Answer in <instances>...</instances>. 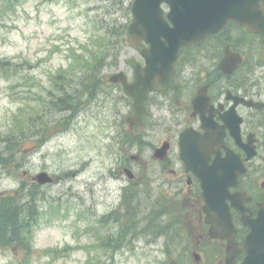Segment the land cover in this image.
Returning <instances> with one entry per match:
<instances>
[{
	"label": "rangeland",
	"instance_id": "374dc122",
	"mask_svg": "<svg viewBox=\"0 0 264 264\" xmlns=\"http://www.w3.org/2000/svg\"><path fill=\"white\" fill-rule=\"evenodd\" d=\"M131 2L0 0V60L20 64L4 70L7 74L0 69V197L18 194L24 199L17 188L41 172L53 180L26 194L40 203V215L25 239L31 249L0 242V264H196L191 255L203 229L199 212L194 205L193 220L190 213L180 215L186 204L173 200L172 173L161 171L151 158L153 146L181 131L188 118L177 113V101H161L145 126L132 129L130 98L108 81L120 70L130 74L127 59L138 55L123 35L132 20ZM220 38L197 48L196 58L182 65L180 73L212 77L229 43L246 56L245 63H254L245 74L246 84L264 87V63L258 62L264 59L261 40L237 26H227ZM94 74L103 76V85L89 92L86 85L92 86L88 79ZM193 88L189 79L179 101ZM69 104L78 111L68 117ZM169 108L177 109L171 113ZM147 131H153L150 145L128 141ZM13 134L28 137L14 162L2 150ZM129 166L133 180L124 172ZM254 179L257 185L264 180L262 175ZM178 212L182 220L175 227ZM155 221L169 226L147 228ZM133 222L138 231L130 235L136 226L128 224ZM204 259L214 263L216 256Z\"/></svg>",
	"mask_w": 264,
	"mask_h": 264
},
{
	"label": "water",
	"instance_id": "95a60500",
	"mask_svg": "<svg viewBox=\"0 0 264 264\" xmlns=\"http://www.w3.org/2000/svg\"><path fill=\"white\" fill-rule=\"evenodd\" d=\"M163 2L169 4L171 9L167 18L161 9ZM133 11L134 21L129 28L130 41L146 58V66L131 61L136 70V81L133 83L127 80L124 73H116L111 78V81H121L124 91L133 98L134 116L128 119L131 124H142L145 121L146 100L150 90H160L168 85L183 47L198 43L206 36L220 31L230 20L239 21L249 30L264 35V0H136ZM142 40L150 43L151 47L146 49ZM225 53L221 67L229 73L239 66L242 57L233 53L228 46ZM244 101L253 105L252 101ZM194 134L192 128L181 134V157L201 177L206 222L211 226L210 235L228 239V264H235L237 256L244 251L247 256L244 262L238 264H264V203L254 217L250 209L245 207V201L250 199L246 193L229 191L246 167L239 156L233 157L231 161H215L214 165L208 167L205 158L208 150L197 141ZM236 136L239 138V135ZM244 147L248 150L247 146ZM250 149L252 152L248 156L254 153V146H250ZM35 179L42 183L52 181L45 172L37 174ZM231 206L239 209L243 224L250 227L241 248L234 237L237 228L230 214Z\"/></svg>",
	"mask_w": 264,
	"mask_h": 264
},
{
	"label": "flooded vegetation",
	"instance_id": "af4514ba",
	"mask_svg": "<svg viewBox=\"0 0 264 264\" xmlns=\"http://www.w3.org/2000/svg\"><path fill=\"white\" fill-rule=\"evenodd\" d=\"M217 38L221 39L220 36ZM231 48L235 52H241L236 50L232 45ZM242 55L243 61L232 73L224 74L223 72H218L216 76H208V78L201 74L198 78L199 71H197L194 73V76L193 74H186L191 77L189 78L179 72L178 77L180 80L178 82L174 79L170 82L167 89L153 92L149 95V116L154 106L159 107L155 105L156 103L164 101L170 104L172 101H177L179 105V109L175 108L177 109V113L188 118L181 131L170 133L161 142L162 147L164 145L166 148L163 157H158L157 159L154 153L158 146H153L154 151L151 158H156L155 163L161 171L167 168L172 173L168 182L173 191L172 194L175 193L173 200L181 199L186 204L180 215L191 214L194 205H196L194 211L199 212L200 217L198 220L202 224L203 229L199 233V236L195 238L193 250L196 251L191 255V257H194L196 264H227L225 257L228 254V249L226 239L212 238L209 234L210 226L206 222V215L203 211L204 192L202 181L180 157V135L182 131L187 128L195 130L194 135L197 141L208 150L207 157H205L208 167L214 165L215 161L218 162L221 159L231 161L233 157L237 158V155L241 156L248 169L245 174L239 177L238 184L231 188L230 191L232 193L238 191H246L248 193L251 199L246 201V204L254 216L258 214L260 204L264 202V180L261 184L257 185V180L254 179L256 175H262L264 178V87L257 82L246 84L245 74L249 70L248 68L251 67V63H254L252 61L245 63L246 56L243 53ZM194 58L195 56L189 60V63ZM139 60L144 62L143 57H140ZM258 62L264 63V59ZM177 70L179 71L178 67ZM178 71H176V74ZM189 79L194 81V88L188 94L185 101H179L185 94V87ZM215 80L216 82H214ZM195 96H199L200 98L193 107L192 99ZM245 98L254 100L260 104H245L243 101ZM169 109L171 113L175 110L174 108ZM241 109L245 110V113ZM167 116L172 118V115L168 112ZM151 135H153V131L136 133L133 137L134 142L138 144L144 140L146 145H150ZM236 135H239V138ZM241 145L247 146L248 150ZM250 146H254V154L249 158L246 151L248 153L252 152ZM134 165L132 164V166ZM132 166L126 168L131 169ZM132 173L134 175V172ZM140 183H144V181H140ZM152 210L157 211L156 208ZM160 211L164 210L161 208ZM177 214L179 215V212ZM231 214L234 225L237 227L234 236L235 241L242 247L249 232V227L243 225L241 221L242 214L238 209H231ZM191 216V220H193L195 217L192 214ZM180 220H182L181 216L178 222L174 223L175 227H178ZM180 225H184V222L180 223ZM166 226H169V223ZM196 255L199 256L198 260L195 259ZM214 255L216 256L214 263H211L210 259L203 260L204 256ZM243 255L244 253L237 260L241 261Z\"/></svg>",
	"mask_w": 264,
	"mask_h": 264
},
{
	"label": "trees",
	"instance_id": "16d2710c",
	"mask_svg": "<svg viewBox=\"0 0 264 264\" xmlns=\"http://www.w3.org/2000/svg\"><path fill=\"white\" fill-rule=\"evenodd\" d=\"M126 41V38H124ZM20 67V64H17L15 62L6 61V60H0V69L2 68L3 72L4 70H10L11 68ZM7 74V72H4ZM97 74H94L93 76L89 77L88 81L92 86L86 85V89L91 90L92 87H101L103 85V80L101 81V78L98 76V80L93 81L95 77H97ZM72 96V95H70ZM64 111V110H63ZM66 114L68 117L72 114L78 111V108L69 104L65 107ZM66 118V117H65ZM68 119V118H66ZM69 120V119H68ZM68 123V121H67ZM2 136V135H1ZM0 136V137H1ZM28 137L25 135L24 137H19L17 135H10L8 136L4 142V146L2 150H7V153L13 162L18 161L17 158H15V155L22 154V152L25 151L26 145H27V139ZM34 190H38L36 185H33L32 187ZM36 188V189H35ZM21 190H25V184H21L19 187ZM17 200V199H16ZM30 201V202H29ZM27 202H20L17 200L16 202L11 201L8 197L4 196V198L0 199V242L4 245H14L18 244L20 247H26L29 250L31 249L28 244V242H25V239L29 240L30 234H28L32 222L35 221L40 215L39 212V203L36 199H30ZM30 209H33V217L31 214ZM136 226V225H135ZM137 230L135 231V233Z\"/></svg>",
	"mask_w": 264,
	"mask_h": 264
}]
</instances>
